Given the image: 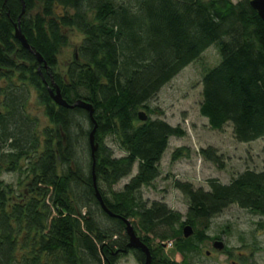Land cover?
I'll return each instance as SVG.
<instances>
[{
	"label": "trees",
	"instance_id": "16d2710c",
	"mask_svg": "<svg viewBox=\"0 0 264 264\" xmlns=\"http://www.w3.org/2000/svg\"><path fill=\"white\" fill-rule=\"evenodd\" d=\"M250 1L24 0L22 33L45 67L15 36L23 0H0V264H119L132 253L145 264L146 255L129 247L126 223L102 208L93 169L110 211L137 221L150 264H177L160 255L162 243L152 247L172 239L193 264L212 219L231 204L264 214V170L247 169L230 183L211 179L209 190L176 180L189 199L185 219L141 193L160 177L170 138L184 135L151 118L149 102L213 45L221 60L202 77L201 115L214 130L231 124L240 142L264 138V20ZM70 29L83 39L57 72ZM54 86L70 103L92 104L96 123L84 108L55 103ZM110 136L126 155L116 156ZM183 155L180 147L172 158ZM136 163L137 173L115 190ZM186 225L194 228L189 237Z\"/></svg>",
	"mask_w": 264,
	"mask_h": 264
},
{
	"label": "rangeland",
	"instance_id": "374dc122",
	"mask_svg": "<svg viewBox=\"0 0 264 264\" xmlns=\"http://www.w3.org/2000/svg\"><path fill=\"white\" fill-rule=\"evenodd\" d=\"M119 1L134 4L133 0ZM68 33L69 43L59 55V65L55 69L57 72L66 70L83 39V35L75 29L68 30ZM220 60L218 47H209L198 60L185 67L149 102L151 118H161L172 126L180 127L184 135L170 138L169 149L160 163V177L151 186L142 187L141 193L148 203L154 200L163 201L170 208L181 212L184 219L189 209V199L175 187L176 180L189 181L196 188L209 190L211 179L230 183L247 169L264 170V138L253 142H240L235 138L231 124H227L223 130H214L200 113L203 99L202 77L206 70L217 65ZM35 112L42 117L40 111ZM42 118L45 123V117ZM106 142L115 150L116 156L126 155L114 137H108ZM180 147H183L184 155L174 160L172 154ZM204 149H212L219 160H211L204 153ZM137 170L136 163L132 175L115 185V190H122ZM4 177L7 182L14 180L10 175ZM129 220L131 224L137 222L134 219ZM205 233L207 239L200 243L201 253L193 259V264H264V214L231 204L212 219L211 226ZM216 238L225 243L226 250L213 248L212 242ZM168 242L155 240L152 247L157 248L162 243L161 256L177 264H186L183 252L175 249L176 239H172L174 246H170ZM207 250L211 252L210 257H207ZM159 259L158 257L157 261ZM119 264L141 263L132 253L121 258Z\"/></svg>",
	"mask_w": 264,
	"mask_h": 264
},
{
	"label": "water",
	"instance_id": "95a60500",
	"mask_svg": "<svg viewBox=\"0 0 264 264\" xmlns=\"http://www.w3.org/2000/svg\"><path fill=\"white\" fill-rule=\"evenodd\" d=\"M250 3L252 5V7L255 10H257L260 17L264 20V0H251ZM25 10H26V5H25V2L23 0V10H22V14L18 18V23L16 24L15 36L19 39V41L22 43V45L25 48H27L28 50H30L31 52H33L35 54V56L37 57L40 64L44 63L45 67H47L48 65L44 61L43 56L29 44L26 36L22 33L21 18L23 16V14L25 13ZM54 87H55L54 89H52L50 87V94H51L55 103H57L60 106L67 107V108H75V107L84 108V109L89 111L91 119L96 123V120L94 118V111L95 110H94V107L92 104H90L84 100H81V99L76 100L74 103H70L63 97L59 86H54ZM139 117L141 120H146L148 118L147 114L144 111L139 112ZM96 128H97V125H95V128L92 130V132L90 134V144L92 147V156L94 159V164L96 162L95 152L97 150V144L95 143ZM93 167L95 168V165ZM93 174H94V185L96 188L97 197L101 203L102 208L106 212H108L111 216L119 217L126 223L127 233L129 235V247L135 248V249H140L146 255L145 264H150L152 261V254H151V250H150L149 246L146 243H144V241L137 235L133 225L131 224V222L128 219H126L123 216H118V215L114 214L106 206V204H105V202H104V200H103V198H102V196H101V194L97 188L96 176H95V170L94 169H93ZM183 232H184L185 237H189L194 233V228L191 225H186L183 228ZM224 246H225V243L223 241L216 240V242H215L216 249L223 250Z\"/></svg>",
	"mask_w": 264,
	"mask_h": 264
},
{
	"label": "flooded vegetation",
	"instance_id": "af4514ba",
	"mask_svg": "<svg viewBox=\"0 0 264 264\" xmlns=\"http://www.w3.org/2000/svg\"><path fill=\"white\" fill-rule=\"evenodd\" d=\"M216 240H219V238H216V239L213 240V242H212V243H213V244H212V245H213V248H216V247H215V242H216ZM209 243H210V241H209ZM224 248H225V246H224ZM224 248H223V250H226V248H225V249H224ZM206 254H207V257H210V256H211V252H210V250H207Z\"/></svg>",
	"mask_w": 264,
	"mask_h": 264
},
{
	"label": "built area",
	"instance_id": "2783aa9c",
	"mask_svg": "<svg viewBox=\"0 0 264 264\" xmlns=\"http://www.w3.org/2000/svg\"><path fill=\"white\" fill-rule=\"evenodd\" d=\"M168 243L170 244V246H173V242L172 241H169Z\"/></svg>",
	"mask_w": 264,
	"mask_h": 264
}]
</instances>
